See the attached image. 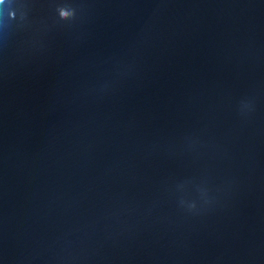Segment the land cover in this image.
I'll return each mask as SVG.
<instances>
[{"label":"water","instance_id":"water-1","mask_svg":"<svg viewBox=\"0 0 264 264\" xmlns=\"http://www.w3.org/2000/svg\"><path fill=\"white\" fill-rule=\"evenodd\" d=\"M0 264H264V0H0Z\"/></svg>","mask_w":264,"mask_h":264}]
</instances>
